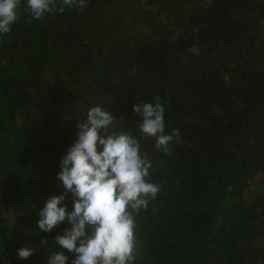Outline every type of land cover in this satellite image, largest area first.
<instances>
[{
    "label": "trees",
    "instance_id": "16d2710c",
    "mask_svg": "<svg viewBox=\"0 0 264 264\" xmlns=\"http://www.w3.org/2000/svg\"><path fill=\"white\" fill-rule=\"evenodd\" d=\"M156 95L180 134L168 154L132 113ZM97 104L110 131L137 136L160 185L135 218L134 264H264V191L251 189L264 174V0H87L30 22L21 0L0 36V264H45L55 248L40 240L66 225L43 233L38 212L63 192L60 158ZM26 244L36 251L19 259Z\"/></svg>",
    "mask_w": 264,
    "mask_h": 264
},
{
    "label": "clouds",
    "instance_id": "9594fccd",
    "mask_svg": "<svg viewBox=\"0 0 264 264\" xmlns=\"http://www.w3.org/2000/svg\"><path fill=\"white\" fill-rule=\"evenodd\" d=\"M86 3L23 0L29 22L66 8L83 10ZM20 7L21 0H0V36L8 34L18 21ZM132 113L138 118V132L153 138L158 151L168 154L172 142H180L179 130L165 131V107L158 95L148 102H134ZM83 116L77 118L76 139L59 161L56 176L63 192L48 196L38 212L36 225L43 233L66 225L53 236L51 245L41 238L40 247L55 245L45 264H134L135 218L147 210L160 185L148 179L152 162L141 151L137 136L109 130L115 117L107 109L97 104ZM35 251L26 244L16 254L27 259Z\"/></svg>",
    "mask_w": 264,
    "mask_h": 264
},
{
    "label": "rangeland",
    "instance_id": "374dc122",
    "mask_svg": "<svg viewBox=\"0 0 264 264\" xmlns=\"http://www.w3.org/2000/svg\"><path fill=\"white\" fill-rule=\"evenodd\" d=\"M254 182H255L254 185L251 187L252 190L256 188L260 191H264V174H258ZM7 216H8L7 218L9 219V221H12L14 218V214L11 211L7 213Z\"/></svg>",
    "mask_w": 264,
    "mask_h": 264
}]
</instances>
